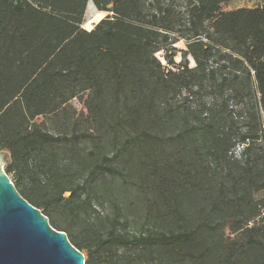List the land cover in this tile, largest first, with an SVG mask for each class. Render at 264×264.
<instances>
[{"label":"trees","instance_id":"trees-1","mask_svg":"<svg viewBox=\"0 0 264 264\" xmlns=\"http://www.w3.org/2000/svg\"><path fill=\"white\" fill-rule=\"evenodd\" d=\"M235 1L0 0L5 171L85 264H264V0Z\"/></svg>","mask_w":264,"mask_h":264},{"label":"water","instance_id":"water-1","mask_svg":"<svg viewBox=\"0 0 264 264\" xmlns=\"http://www.w3.org/2000/svg\"><path fill=\"white\" fill-rule=\"evenodd\" d=\"M9 151H0V264H85L66 233L26 201L5 171Z\"/></svg>","mask_w":264,"mask_h":264},{"label":"rangeland","instance_id":"rangeland-1","mask_svg":"<svg viewBox=\"0 0 264 264\" xmlns=\"http://www.w3.org/2000/svg\"><path fill=\"white\" fill-rule=\"evenodd\" d=\"M260 5H262V1H260V0H240V1H235V2H231L228 4L222 5V11L229 12V11H234V10L241 9V8H256ZM97 13H98V11L94 7L92 1H90L88 6H87V10H86L85 24L83 25L84 28H91V27L94 28V26L97 23H99L102 19H104L107 15H109V13H107V12H102V16L97 17L96 16ZM176 48H177V50L180 51L175 58V61L178 63L182 60V53L181 52L186 51L188 49L187 48V42L184 40L179 41L176 44ZM157 57L162 61V63L164 65H166L163 52L158 53ZM188 62H189L191 67L196 66V62L194 61V59L191 56L188 57ZM71 105L73 106V108L76 110V112L78 114H86V112H87V110H86L87 95H83L79 99H74L71 102ZM36 122L39 124L46 123L49 126V128H51V130L53 128V125L51 124V122L49 120H47V118L44 116L37 118ZM9 177H10L11 181H15V178L12 174H10Z\"/></svg>","mask_w":264,"mask_h":264},{"label":"bare ground","instance_id":"bare-ground-1","mask_svg":"<svg viewBox=\"0 0 264 264\" xmlns=\"http://www.w3.org/2000/svg\"><path fill=\"white\" fill-rule=\"evenodd\" d=\"M96 16H97V17H101V16H102V13H101V12H98V13L96 14Z\"/></svg>","mask_w":264,"mask_h":264},{"label":"crops","instance_id":"crops-1","mask_svg":"<svg viewBox=\"0 0 264 264\" xmlns=\"http://www.w3.org/2000/svg\"><path fill=\"white\" fill-rule=\"evenodd\" d=\"M84 29L90 31V30L93 29V27H91V28H84Z\"/></svg>","mask_w":264,"mask_h":264}]
</instances>
